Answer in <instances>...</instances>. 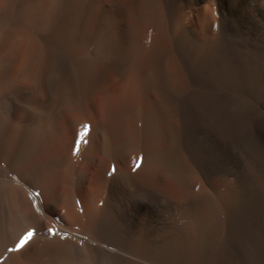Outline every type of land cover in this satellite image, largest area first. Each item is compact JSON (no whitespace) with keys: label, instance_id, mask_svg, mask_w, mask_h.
Returning <instances> with one entry per match:
<instances>
[{"label":"bare ground","instance_id":"1","mask_svg":"<svg viewBox=\"0 0 264 264\" xmlns=\"http://www.w3.org/2000/svg\"><path fill=\"white\" fill-rule=\"evenodd\" d=\"M0 25L51 63L42 95L0 80V264L264 263V0H7Z\"/></svg>","mask_w":264,"mask_h":264},{"label":"clouds","instance_id":"2","mask_svg":"<svg viewBox=\"0 0 264 264\" xmlns=\"http://www.w3.org/2000/svg\"><path fill=\"white\" fill-rule=\"evenodd\" d=\"M7 0H0V12ZM51 63L47 46L26 25H0V80L34 94H43Z\"/></svg>","mask_w":264,"mask_h":264},{"label":"rangeland","instance_id":"3","mask_svg":"<svg viewBox=\"0 0 264 264\" xmlns=\"http://www.w3.org/2000/svg\"><path fill=\"white\" fill-rule=\"evenodd\" d=\"M172 184H173V183H172V181H171V182H170V186H169V188H170V189H169V192H170V193L172 192V194H173L175 197H179V196H180V190H178V191H179V193H178V192H177V187H175L174 184H173V185H174V186H173ZM171 186H172V188H171ZM174 190H175V191H174ZM176 192H177V193H176ZM172 194H171V195H172ZM253 221L256 223V227H258V232H257V230H256L257 228L254 226L255 223L252 222L253 225H251V226H252V227L254 226V227H253V228L251 227V231H250V232H252V237H250V239H249V240L247 239L248 241H246V243H247V244H246V246H247V252L249 251L248 253L251 255V258L254 257V256H255L254 254L256 253V256H255L253 259H254V260H257V259L260 260V258H259L258 255H259L260 253L264 252V250H263V248H264V244H263V246L261 245L262 243H264V241H263L264 239L262 238V243H261V240H260L261 237H259V235L261 234V233H260L261 231H259V230H260L259 222L256 221V220H253ZM252 223H251V224H252ZM257 223H258V224H257ZM253 229H254L255 231H254ZM256 233H257V235H256ZM254 234L256 235L255 238H254ZM256 237H257V238H256ZM258 238H259V239H258ZM253 240H254V241H253ZM257 240H260V241H257ZM255 242H256V243H255ZM260 243H261V244H260ZM249 244H250V245H249ZM252 244H253V245H252ZM259 244H260V245H259ZM256 245H257V246H256ZM252 246H253V247H252ZM254 246H255V247H254ZM258 247H259V249H262V252H258V251H259ZM257 249H258V250H257ZM250 251H251V252H250ZM253 251H254V252H253ZM252 255H254V256H252ZM263 256H264V255L261 254L260 257H262L261 260L263 259L262 261L264 262V258H263ZM256 257H257V258H256ZM259 260H258V261H259ZM261 260L259 261L260 263H262ZM258 261H256V262H258ZM253 262H254V264H255V261H252V263H253ZM256 264H259V263H256ZM262 264H264V263H262Z\"/></svg>","mask_w":264,"mask_h":264},{"label":"snow or ice","instance_id":"4","mask_svg":"<svg viewBox=\"0 0 264 264\" xmlns=\"http://www.w3.org/2000/svg\"><path fill=\"white\" fill-rule=\"evenodd\" d=\"M84 128L86 129V132L82 134V133H80L78 131L77 138L79 139L81 137V135H83L84 138H85V141H87V138L90 135L91 125H89V124L84 125ZM79 150H80L79 146L77 144H75V142H74V152H73V154L74 155L77 154L79 152ZM140 167H141V161L140 160L135 161L133 170L135 171V170L139 169ZM114 171H115V169H113V172ZM39 211L40 210L37 209V213H39ZM51 231H55V229H52ZM39 234L40 233H39V231L37 229H32L31 233L28 235V238L27 239H23L22 238L23 242L22 243L18 242L17 246H15L14 248L9 249V252H13V253L20 252L21 250L25 249V247L28 246L30 244V242H32L34 240V237H36Z\"/></svg>","mask_w":264,"mask_h":264}]
</instances>
